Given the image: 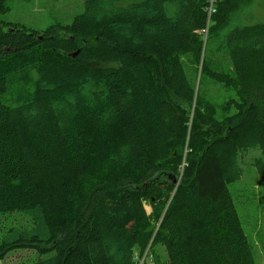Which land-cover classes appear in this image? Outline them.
Instances as JSON below:
<instances>
[{"label": "trees", "instance_id": "16d2710c", "mask_svg": "<svg viewBox=\"0 0 264 264\" xmlns=\"http://www.w3.org/2000/svg\"><path fill=\"white\" fill-rule=\"evenodd\" d=\"M251 2L83 0L42 29L0 17V219L30 223H0V260L149 264L161 245L164 264H257L228 188L248 150L264 179ZM184 56L234 92L221 113Z\"/></svg>", "mask_w": 264, "mask_h": 264}, {"label": "rangeland", "instance_id": "374dc122", "mask_svg": "<svg viewBox=\"0 0 264 264\" xmlns=\"http://www.w3.org/2000/svg\"><path fill=\"white\" fill-rule=\"evenodd\" d=\"M7 3L9 9L0 14L1 18L36 29H42L55 22H70L72 17L83 9V0H8ZM257 20H264V0H253L242 18L245 23ZM182 59L186 71L196 74L200 88L203 90V97L215 106L216 113H221L220 107L233 97L234 92L230 88H224L215 83L210 78H204L198 71L200 65H196L188 56H184ZM225 63L226 60H222L220 65L223 66L219 68L225 69ZM256 153L258 152L255 150L239 153L242 173L239 179L229 184L228 188L231 190L237 214H239L242 227L247 235L246 239L254 250L256 262L264 264V179L256 174V168L251 161ZM142 205L146 212H151L148 202L143 201ZM28 221L29 219L23 215H9L8 218L0 219V223L5 227L17 224L27 226L30 224ZM152 257L155 258L153 261L148 259L149 264H164L166 253L163 246L155 245ZM34 258L35 254L31 250H14L7 253L4 259L0 260V264H27Z\"/></svg>", "mask_w": 264, "mask_h": 264}]
</instances>
